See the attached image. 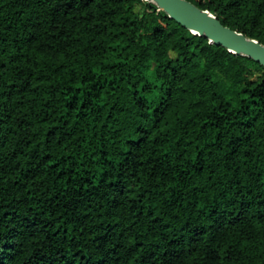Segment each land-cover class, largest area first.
<instances>
[{
  "label": "trees",
  "instance_id": "obj_1",
  "mask_svg": "<svg viewBox=\"0 0 264 264\" xmlns=\"http://www.w3.org/2000/svg\"><path fill=\"white\" fill-rule=\"evenodd\" d=\"M188 1L264 45V0ZM0 264H264V66L146 0H0Z\"/></svg>",
  "mask_w": 264,
  "mask_h": 264
},
{
  "label": "water",
  "instance_id": "obj_2",
  "mask_svg": "<svg viewBox=\"0 0 264 264\" xmlns=\"http://www.w3.org/2000/svg\"><path fill=\"white\" fill-rule=\"evenodd\" d=\"M191 33L203 36L210 43L235 55L245 56L264 66V45L222 23L208 10H202L188 0H146Z\"/></svg>",
  "mask_w": 264,
  "mask_h": 264
},
{
  "label": "rangeland",
  "instance_id": "obj_3",
  "mask_svg": "<svg viewBox=\"0 0 264 264\" xmlns=\"http://www.w3.org/2000/svg\"><path fill=\"white\" fill-rule=\"evenodd\" d=\"M152 69V67L150 68ZM215 79L217 83L220 85L222 93L233 103L236 104V95L238 92V87L232 86L231 84H228L222 80V78L219 76H215Z\"/></svg>",
  "mask_w": 264,
  "mask_h": 264
}]
</instances>
